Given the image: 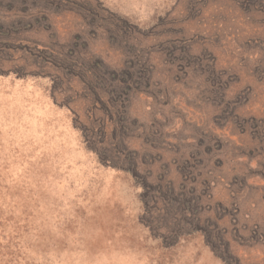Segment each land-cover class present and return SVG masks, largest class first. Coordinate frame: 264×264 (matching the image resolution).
I'll use <instances>...</instances> for the list:
<instances>
[{
	"label": "rangeland",
	"instance_id": "obj_1",
	"mask_svg": "<svg viewBox=\"0 0 264 264\" xmlns=\"http://www.w3.org/2000/svg\"><path fill=\"white\" fill-rule=\"evenodd\" d=\"M0 264H264V0H0Z\"/></svg>",
	"mask_w": 264,
	"mask_h": 264
}]
</instances>
